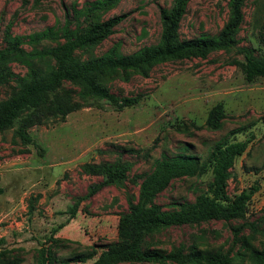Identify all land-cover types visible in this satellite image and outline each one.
<instances>
[{
  "label": "rangeland",
  "instance_id": "1",
  "mask_svg": "<svg viewBox=\"0 0 264 264\" xmlns=\"http://www.w3.org/2000/svg\"><path fill=\"white\" fill-rule=\"evenodd\" d=\"M174 1L0 0V105L15 98L34 73L44 80L55 71V60L37 53L62 44L69 33L82 34L124 16L107 37L77 52L75 62L80 65L106 56L114 47L126 56L158 46L161 12H169ZM242 12L243 22L235 36L238 47L252 48L257 57H264V0H246ZM230 13L231 0H192L178 39L215 38ZM242 60L232 49L211 52L206 58L104 72L93 77L96 85L119 98H137L138 104L119 110L104 101L92 102L64 120L45 117L28 129L33 144H24L14 128L0 130V188L4 190L0 264H43L42 255L49 248L54 264L100 252L117 240L119 215L128 211L129 199L137 200L142 182L158 161L179 155L200 161L198 174L173 180L155 198L166 210L178 209L208 193L212 183L208 159L215 146L247 138L252 141L227 181L229 198L258 188L246 214L230 221L162 229L146 237L143 250L220 254L233 264H264V78L247 82L235 63ZM63 87L62 93L80 100V85ZM217 108L220 115L212 125L210 118ZM117 162L132 163L125 184L101 187L71 218L69 207L102 182L84 167Z\"/></svg>",
  "mask_w": 264,
  "mask_h": 264
},
{
  "label": "trees",
  "instance_id": "2",
  "mask_svg": "<svg viewBox=\"0 0 264 264\" xmlns=\"http://www.w3.org/2000/svg\"><path fill=\"white\" fill-rule=\"evenodd\" d=\"M191 1L175 0L169 12H161L163 31L160 44L156 47H144L126 56L120 55L114 47L102 58L82 65L77 64L75 62L77 52L107 37L124 19V16H117L92 26L85 33H69L62 44L37 53L40 58H53L57 67L44 80H40L34 73L30 83L15 98L0 105V130L14 128L15 134L24 144H33L34 140L28 134V129L40 124L45 117L52 116L64 120L69 114L90 106L92 102L104 101L119 110L138 104L137 98H119L105 87L96 85L93 77L104 72L136 70L172 59L206 58L214 51L236 49L243 56V60L235 63L242 69L245 80L253 82L257 78H264V57H257L252 48L238 47L235 40L243 22L242 7L246 0H231L229 20L217 37L181 41L178 39V30ZM64 84L81 86L79 101H74L72 96L65 92L62 93ZM218 111V108L215 109L211 115L212 125L217 124L220 115ZM251 141V138H247L216 145L208 159L212 176L208 193L198 196L192 203L179 205L178 209L166 210L155 202V198L167 189L173 180L198 174L200 161L189 155L158 161L154 171L142 182L137 200L129 199L128 211L119 215L117 240L107 244L100 252L93 250L75 258L74 261H62L59 264H118L144 261L233 264L228 256L220 254L201 256L200 254L183 255L180 251L164 254L143 250V243L148 235L172 226L198 225L211 220L230 221L243 217L248 202L258 188L244 190L234 198H229L227 181L230 170L246 152ZM131 169L132 163L129 162L87 164L84 167L85 172L100 176L102 182L91 186L87 195L79 198L69 207L70 217L74 218L82 202L94 195L101 187L123 186ZM3 193L4 190L0 188V195ZM62 227L63 225L60 226ZM52 258L49 248L42 255L43 264H54ZM88 261L92 262L87 263Z\"/></svg>",
  "mask_w": 264,
  "mask_h": 264
}]
</instances>
